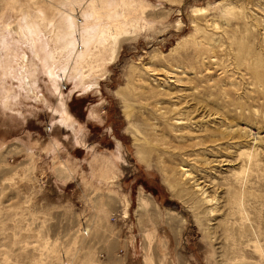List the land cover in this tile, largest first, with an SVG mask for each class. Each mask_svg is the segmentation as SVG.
<instances>
[{
	"label": "rangeland",
	"instance_id": "obj_1",
	"mask_svg": "<svg viewBox=\"0 0 264 264\" xmlns=\"http://www.w3.org/2000/svg\"><path fill=\"white\" fill-rule=\"evenodd\" d=\"M136 1L71 131L19 30L64 0H0V264H264V0Z\"/></svg>",
	"mask_w": 264,
	"mask_h": 264
},
{
	"label": "bare ground",
	"instance_id": "obj_2",
	"mask_svg": "<svg viewBox=\"0 0 264 264\" xmlns=\"http://www.w3.org/2000/svg\"><path fill=\"white\" fill-rule=\"evenodd\" d=\"M136 3L139 4L140 2L138 3L136 0H64L63 7L61 6L64 10L61 13L58 12V20L55 19L57 22H54V24L42 20L40 11L37 12L39 15L37 16L36 14L34 19L27 13L24 15L23 23L19 26L21 36L23 35L30 43L31 51H33V55L38 61L36 64L41 67L42 71L38 67L36 71H41L48 77L53 95L57 94L59 107L57 111L62 116L63 121L70 123L71 131L73 130L72 125L74 122L63 93L60 91L59 74L63 78L72 74L84 80L98 71L100 73V70L105 68L106 53L113 47V41L117 39L118 35L128 24L123 20H126V17H129L130 14H136L138 9L135 6ZM199 10L196 9V11ZM43 33L46 35L45 37L42 35ZM45 39L51 44V53L48 51ZM54 61L58 62V65ZM24 62L27 63L26 60ZM58 69L59 73L57 74ZM32 75L33 77L35 76L34 74ZM21 81L23 82V80ZM25 82L28 91L33 92V82L29 79ZM4 108L9 109L8 103H4ZM177 119L181 121L189 120L187 118ZM73 133L72 135L74 136ZM117 149L120 150L118 147ZM119 150H116L115 153L112 152L113 162L122 161ZM252 160L249 161L250 164L253 163ZM182 172L181 176L184 175V178H192L191 171L188 169H183ZM193 183L195 189L206 203L213 201L206 198V190L204 186H201V183H197V181Z\"/></svg>",
	"mask_w": 264,
	"mask_h": 264
}]
</instances>
